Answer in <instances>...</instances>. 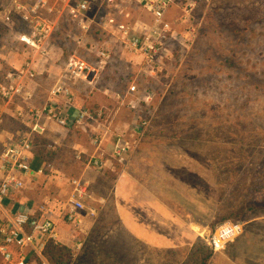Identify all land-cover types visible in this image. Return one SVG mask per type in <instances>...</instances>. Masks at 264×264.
<instances>
[{
    "label": "rangeland",
    "instance_id": "rangeland-1",
    "mask_svg": "<svg viewBox=\"0 0 264 264\" xmlns=\"http://www.w3.org/2000/svg\"><path fill=\"white\" fill-rule=\"evenodd\" d=\"M49 1L65 5L76 0ZM99 2L94 0L91 10V14L96 11V18L102 14L96 6ZM130 8L133 17L148 18L136 6ZM180 13L171 8L168 18L186 37L185 44L170 43L162 70L138 76L139 92L151 94V100L138 102L132 111L134 119L148 121L136 144L143 145V150L154 147L158 151L146 153L152 159L136 151L131 155L132 159L137 156L135 163L116 164L104 174L93 167L87 170L86 178L92 180L93 190L95 183L98 190L86 202L95 215L92 229L81 236L83 248L72 264H194L191 247H134L118 232L120 223L108 189L124 167L140 181L137 184L164 192L167 202L192 223L205 244L204 238L218 223L213 228L210 224L218 217L227 215L242 223L264 216V0H197L185 22L179 20ZM12 20L15 33L27 31L16 15ZM56 32L57 38L63 39L64 50L71 51L77 32L74 25L64 22ZM116 53L121 72L110 81L117 85L112 90H123L137 75L141 59L122 46ZM115 107L110 106L111 114ZM75 133L79 142L90 143ZM29 139L33 144L35 140ZM70 150L66 172L56 173L59 178H55L50 176L53 170H47V176L33 182L30 189L37 198L35 207H51L52 200L54 207L63 206L70 190L67 179L83 173L87 157L86 153L75 156V149ZM197 223L203 228L196 227ZM61 224L66 229L67 224ZM263 228L252 233L259 241L264 237ZM257 248L264 249V243ZM247 259L264 264V254Z\"/></svg>",
    "mask_w": 264,
    "mask_h": 264
},
{
    "label": "crops",
    "instance_id": "crops-1",
    "mask_svg": "<svg viewBox=\"0 0 264 264\" xmlns=\"http://www.w3.org/2000/svg\"><path fill=\"white\" fill-rule=\"evenodd\" d=\"M18 1L31 3L33 0ZM2 6L10 8L11 0H0V8ZM50 6L51 10L49 12L41 11L42 17L50 19L55 24L53 33L42 44L44 51L29 47L20 41L19 35L23 32L15 33L13 28H10V25L3 20L2 13H0V84L17 89L9 98H0V152L12 138L26 136L35 140L28 159L29 172L22 175L23 187L9 192L4 199L0 214L16 210H31L37 214L44 204L35 207L34 203L37 198L30 189L32 185L33 187L35 185L33 182L47 176V170H53L55 174L52 173L50 176L55 178H59L57 174L66 172L70 167V154L72 152L70 149H75V152L73 151L75 156H80L81 153L87 155L83 173L73 178H81L86 182L90 199L94 197V192L96 194L98 190L96 189V183L94 184L95 191L93 190L92 180L87 179L85 176L88 169L93 167L104 174L114 170L116 164H123L124 162L126 164L130 161L135 163L134 160L137 159V156L134 155L132 159L131 155L136 151L137 154L139 151L144 152L147 159L152 158L146 153L158 151V148L155 149L154 147L143 150V145H137L147 130L145 128L141 132H137L134 129V123L138 119L133 118L132 111L137 106L133 109L129 108L121 104L114 95L116 93L123 94L128 85L126 84L123 90H112L117 85L113 86L114 81L110 80H115V74L120 73L122 67L121 62L116 57L118 56L117 53L109 61V65L107 64L95 73H90L87 79H77L72 82L71 95L74 98L73 101L68 103L64 97H53L50 94L52 86L62 75L66 59L73 49H77L80 56L89 62L96 63L95 56L84 54L82 49H79L75 44H71V51L64 50L63 39L56 36L57 29L62 28V24L67 22L69 26L72 23L76 28L77 32L74 35L78 36L79 30L75 20L73 21L74 17L66 11L64 4L54 3ZM63 14L65 16L62 18ZM94 30L95 26H92L85 37L86 42L99 39L100 33L97 29V32H94ZM139 59L141 58L138 57ZM26 73H30L32 76ZM20 74H22L21 77H19ZM8 75L11 77H8ZM109 90H112L113 94H110ZM50 100L56 101L58 107L69 115L68 125H57L44 112L38 117L32 113L33 108H36L35 111H42ZM111 105L117 108H114V114L109 112ZM78 108L89 110L91 114L98 116L100 123H102L99 129L102 136L99 146L93 145L88 133L83 132L74 123V116ZM75 132H79L78 134L82 135V138H88L90 143L88 141L89 144L87 145L79 142ZM118 133H124L131 142L130 148L123 153L122 163H117L111 154ZM133 142L135 143L131 146ZM171 148L169 147V149ZM90 160L92 162H104V167L97 169L92 163H88ZM160 162L163 165L165 164V162ZM160 162L158 163L160 164ZM125 168L120 170L108 189L110 194L113 195L114 213L120 223L118 232L122 234L121 236L132 241L134 247H139L137 245H145L155 249L191 247L199 238V233L192 223L186 221L182 214L167 202L164 192L153 191L152 188L151 190L141 183L137 184L140 181L136 180L128 167ZM2 176L3 171L0 170V178ZM71 179H67L69 185ZM27 184L30 186H28V189H24ZM53 191L56 193L57 188ZM53 201H51L50 208L53 209L54 216H59L56 218V239L54 241L70 248L73 258L76 260L83 248V236L93 227L95 209L87 206L85 202V209L80 212L81 222L79 226H76L69 221L62 220L59 214L61 207H54ZM45 206L47 205L45 204ZM90 209H93L92 212ZM61 222L67 224L66 229L61 227L63 224ZM263 222V215L242 222V234L228 242L221 250L213 251L209 264H261L260 261H249L247 258H255L264 254V249L258 250L257 248L261 243H264V237L259 241L257 237L252 235L253 230L258 232L257 229L264 227ZM249 223L255 224L256 227L245 228ZM70 226L75 228L70 231L68 228ZM196 227L203 228V225L197 223ZM78 243H80L79 248Z\"/></svg>",
    "mask_w": 264,
    "mask_h": 264
},
{
    "label": "built area",
    "instance_id": "built-area-1",
    "mask_svg": "<svg viewBox=\"0 0 264 264\" xmlns=\"http://www.w3.org/2000/svg\"><path fill=\"white\" fill-rule=\"evenodd\" d=\"M209 1V0H201ZM49 0H33L22 3L11 0V7L2 6L3 20L13 28L12 16L16 15L26 26L27 31L19 35V40L25 45L44 51L42 44L51 36L55 24L50 19L41 16V11L51 10ZM197 0H100L96 5L101 9V15L91 14L94 0H76L67 3L66 11L74 17L79 35L74 38L75 45L84 54L93 55L96 63H91L73 49L66 59L62 75L52 86L50 94L53 97L62 96L66 102L73 101L72 82L77 79H87L89 74L104 68L112 59L119 46L141 58L137 75L134 76L123 94L116 93V99L129 108H135L138 102L149 103L151 94L139 92L138 76L146 72H160L162 58L170 54L169 44L184 45L186 37L180 34L168 18V11L176 8L181 11L179 20L185 22L190 11L196 6ZM134 5L148 18L133 17L130 6ZM95 26L100 33L96 41L86 42L85 37ZM83 43V44H82ZM32 76L30 73H26ZM22 74L19 75L21 77ZM8 77H11L8 75ZM17 89L0 84V98H9ZM45 113L59 126L68 125L69 115L59 108L56 101L50 100L42 111H35L37 117ZM74 123L88 133L92 144L99 146L102 136L98 116H94L85 108H78ZM148 126L146 119H138L134 129L141 132ZM130 141L124 133H118L112 146L111 154L117 163L123 162V153L130 148ZM32 143L29 137L12 138L0 152V210L4 199L11 190L23 187V174L29 172V154ZM97 169L104 167V162L91 160ZM39 172H41L39 170ZM71 191L59 210L62 219L79 226L80 212L85 209V202L90 199L88 185L81 178H72ZM93 209H90L92 212ZM57 217L53 215L50 206L42 205L38 213L31 210H16L0 214V264H51L44 256L47 240L56 239ZM243 224L240 221L224 220L218 223L204 238L212 251L221 250L228 242L240 236ZM37 234L39 237H37ZM78 248L80 243L77 244Z\"/></svg>",
    "mask_w": 264,
    "mask_h": 264
},
{
    "label": "trees",
    "instance_id": "trees-1",
    "mask_svg": "<svg viewBox=\"0 0 264 264\" xmlns=\"http://www.w3.org/2000/svg\"><path fill=\"white\" fill-rule=\"evenodd\" d=\"M230 219V216L218 217L210 225L213 228L217 223L224 220ZM206 250L205 254H202ZM190 251H192L194 264H209V260L212 256V249L203 242V240L198 239L192 246ZM44 256L51 264H72L74 261L72 252L70 248L65 245L59 244L52 239L47 240L44 247ZM192 258V257H191Z\"/></svg>",
    "mask_w": 264,
    "mask_h": 264
}]
</instances>
